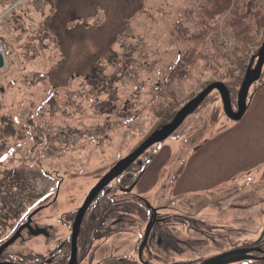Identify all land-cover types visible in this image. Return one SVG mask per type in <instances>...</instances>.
Returning a JSON list of instances; mask_svg holds the SVG:
<instances>
[{
  "label": "rangeland",
  "instance_id": "rangeland-1",
  "mask_svg": "<svg viewBox=\"0 0 264 264\" xmlns=\"http://www.w3.org/2000/svg\"><path fill=\"white\" fill-rule=\"evenodd\" d=\"M193 1L0 0V49L6 61V66L0 68L2 229H14L51 199L55 191L51 176L63 179V186L71 190L68 205H80L104 172L162 125V119L157 117L161 108L174 100L178 111L198 94L194 78L188 75L179 84L174 81L177 74H172L165 85L162 81V75L183 50L170 32L178 31L174 25H186L185 9ZM260 2L264 5V0ZM160 82L161 89L154 91L151 99L147 90ZM161 94L164 97L159 98ZM257 94L244 118L232 122L223 116L218 92L212 91L210 99L171 139L138 159L120 185L138 180L142 162L154 157L152 154L158 155L157 150L164 147L147 174L150 198L155 204H161L169 195L188 203L192 208L189 212H196L195 219L212 224H243L244 217L236 213L242 209L232 212L229 208L234 207L230 204L232 194L244 201L239 204L250 207L247 202L254 195L239 189L242 184L253 187L255 183L251 184L253 180L248 176L264 175L262 86ZM198 143L201 148L178 181V193H169L166 184L178 176L175 168L180 159ZM223 178L227 183L220 191L215 184ZM162 184L161 189L154 187ZM112 186L114 191L115 183ZM257 189L264 192V181ZM140 191L141 183L136 189ZM179 192H184L183 199ZM120 193V189L114 191L120 200L115 209L121 206L123 216L111 212L113 217H108L103 230L108 240L110 228L120 218L127 225L123 229L126 233L132 232V227H144V209L136 204L125 206L127 195ZM219 196L224 197L223 203L216 200ZM175 209L162 211L161 217ZM199 210L209 214L202 217ZM255 218V223L263 222L264 214ZM169 228L176 227H164L166 233ZM222 229L211 227L208 231L215 236H198L195 255L181 258L182 262L176 258L177 264L233 246L251 247L264 233V227H227L228 232Z\"/></svg>",
  "mask_w": 264,
  "mask_h": 264
},
{
  "label": "flooded vegetation",
  "instance_id": "flooded-vegetation-1",
  "mask_svg": "<svg viewBox=\"0 0 264 264\" xmlns=\"http://www.w3.org/2000/svg\"><path fill=\"white\" fill-rule=\"evenodd\" d=\"M163 149L164 148L159 150V153H161ZM137 162L138 160L135 163ZM142 163L144 167L141 172L138 171V180L127 182L124 186L120 185L121 183L119 181H121L123 177H125V180L127 179L125 175L130 173L133 169V165L98 194L86 210L76 238H73V223L76 213L84 201L78 206L70 207L68 205V196L71 190H69L67 186H63V179H53L54 181H51L55 183L53 197L43 206L42 210L31 218V230L28 228L23 229L20 237L11 246L0 251V264H152V262H156L157 264H177L176 258H179V262H182L183 259L181 258H188L195 255L196 249L194 246L195 243L197 244L199 241L198 236L216 235L207 229L198 227H221L223 228L222 232H224L223 230L228 232V229H226L227 227H241L240 225L234 226L222 223L212 224V222L210 223L204 219H195L194 215H196V212H189V210L192 209L190 205L182 200L176 199H174V207L180 209L181 212L177 213V210L174 208L176 210H174L175 213L173 212L161 217V212L165 211L168 206L165 204L166 201L162 200L161 204L160 202L155 204L152 199L148 197L151 188L149 186V177L147 174L152 159ZM177 168L176 166L175 170ZM185 170L186 167L177 169L176 173H180L179 176L174 177L172 182H168L169 186L166 184V188L170 190L169 193H175L178 187V181L182 180ZM104 174L106 173L104 172L101 175L93 187ZM261 180L264 181V178ZM224 182L225 181H219L216 186H220ZM113 183L116 185L114 191L120 189V194L127 195L124 199V205L131 207L133 204L139 205L140 208L144 209L146 217L143 223L144 227H132L130 228L132 232L127 233L123 230L127 225L122 224V219L120 218L110 228V240H108L103 230H105L104 227L107 226L106 221L108 217H113L111 216V212L115 211L113 215L119 216L121 214V216H123L121 206L115 209L119 206L120 200L116 198L117 195L111 190ZM140 183L141 191L137 193L136 189ZM161 183L162 182H160V184ZM253 183L258 184L259 181L254 179ZM154 187L161 189L163 188V184ZM224 187L225 186H221L220 191L224 190ZM242 188H244V186ZM239 190H241V188ZM63 193H65V196ZM237 199L242 201L239 198ZM219 200H221V202ZM217 201L223 203V196H220ZM253 201L256 203L257 207L264 210V198L255 196ZM231 205L234 206L230 209L232 211H235V209L243 210L246 206L233 203H231ZM216 208L221 209V211L223 210V208L219 206ZM152 210H155V212ZM199 214L205 217L209 212H199ZM150 219L154 222L152 227H148ZM27 220L28 217L25 218L21 224H24ZM172 220L180 222L173 223ZM195 220L199 222H195ZM169 222L171 224H166ZM164 227L176 228H169L170 231L166 233ZM252 227H264V223ZM37 228L42 229L43 232L36 233ZM121 229L122 231L120 232L119 230ZM10 232V228L5 231L0 227V246L6 242L7 239L4 237ZM227 243L228 238L225 240V244ZM237 248H239V246H233V248H226L216 254L193 259L188 262L189 264H200L207 258ZM249 248L264 250V233L254 242L253 246ZM254 256L258 258L254 263L263 261L259 259L263 256L262 252L254 253Z\"/></svg>",
  "mask_w": 264,
  "mask_h": 264
},
{
  "label": "trees",
  "instance_id": "trees-1",
  "mask_svg": "<svg viewBox=\"0 0 264 264\" xmlns=\"http://www.w3.org/2000/svg\"><path fill=\"white\" fill-rule=\"evenodd\" d=\"M184 15L186 25H174L178 31L170 32L178 38L183 50H179L178 60L174 59L162 75L164 85L172 74H177L176 84L188 75L194 78L198 92L211 83L222 82L235 97L251 58L257 55L264 39L263 3L260 0H194ZM221 33L233 39L232 47L225 51L218 48ZM162 84H154L149 87L150 91L160 90ZM162 94L159 98L164 97ZM209 99L210 96L206 101ZM176 105L172 100L161 108L157 115L162 119L161 124L172 119Z\"/></svg>",
  "mask_w": 264,
  "mask_h": 264
},
{
  "label": "water",
  "instance_id": "water-1",
  "mask_svg": "<svg viewBox=\"0 0 264 264\" xmlns=\"http://www.w3.org/2000/svg\"><path fill=\"white\" fill-rule=\"evenodd\" d=\"M258 61L255 68H252L250 64L245 78L242 82L241 88L238 92L237 98V111L234 112L231 107L229 93L222 83H212L208 85L204 90H202L198 95H196L193 99L187 102L184 106H182L179 111L175 114L171 122L163 125L162 127L153 131L131 154H129L124 159L120 160L116 165L103 177V179L90 191L87 196L84 205L79 210L76 220L74 222V231L73 238H76L78 228L80 222L83 218V215L90 204V202L94 199V197L98 194V192L106 186L109 182H111L114 178L121 175L144 151L153 146L156 143H160L167 139L176 129L183 123V121L191 115L199 105L204 101V99L213 91L217 90L220 93L221 100L223 103L224 112L228 118L234 121L240 120L245 111H246V99L248 95V91L250 86L256 82L260 78L262 66L264 64V42L262 43L259 51H258ZM4 61L2 55H0V66L3 65ZM39 210V209H38ZM38 210L34 211L32 215H34ZM29 217V221L31 216ZM154 222L151 221L149 226H151ZM28 225V224H27ZM24 225L23 227L27 226ZM20 231H18L8 242L7 245L14 242L19 236ZM5 245V246H7ZM251 250L241 249L230 251L213 258H210L204 261L201 264H230L234 262L249 260L251 257L248 255Z\"/></svg>",
  "mask_w": 264,
  "mask_h": 264
},
{
  "label": "crops",
  "instance_id": "crops-1",
  "mask_svg": "<svg viewBox=\"0 0 264 264\" xmlns=\"http://www.w3.org/2000/svg\"><path fill=\"white\" fill-rule=\"evenodd\" d=\"M264 88V87H263ZM256 95H258V94H256ZM256 96L254 97V99H253V101H252V103H251V106H250V109L254 106V104H255V102H256ZM250 109H249V111H250Z\"/></svg>",
  "mask_w": 264,
  "mask_h": 264
},
{
  "label": "bare ground",
  "instance_id": "bare-ground-1",
  "mask_svg": "<svg viewBox=\"0 0 264 264\" xmlns=\"http://www.w3.org/2000/svg\"><path fill=\"white\" fill-rule=\"evenodd\" d=\"M162 126H163V124L160 127H162Z\"/></svg>",
  "mask_w": 264,
  "mask_h": 264
}]
</instances>
